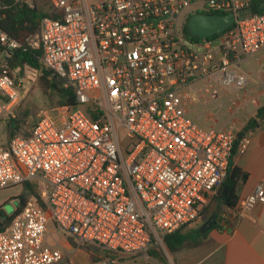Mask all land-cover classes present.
I'll use <instances>...</instances> for the list:
<instances>
[{
	"label": "built area",
	"instance_id": "built-area-1",
	"mask_svg": "<svg viewBox=\"0 0 264 264\" xmlns=\"http://www.w3.org/2000/svg\"><path fill=\"white\" fill-rule=\"evenodd\" d=\"M254 0H51L41 61L75 91V106L41 110L28 137L0 146V190L44 180L0 232V264H60L47 241L54 224L76 248L102 251L93 264L145 255L152 244L198 223L224 181L237 132L203 127L184 108L192 85L242 88L236 63L264 49V12ZM233 14L232 27L198 39L181 18ZM31 44V43H30ZM0 114L19 100V69L3 64L20 44L0 30ZM188 91L185 92V90ZM250 137L238 141L244 153ZM264 204V177L236 209L237 220Z\"/></svg>",
	"mask_w": 264,
	"mask_h": 264
},
{
	"label": "crops",
	"instance_id": "crops-1",
	"mask_svg": "<svg viewBox=\"0 0 264 264\" xmlns=\"http://www.w3.org/2000/svg\"><path fill=\"white\" fill-rule=\"evenodd\" d=\"M29 3L32 6V2ZM236 68L239 75L247 78V82L239 89L229 87L222 90L218 99H225L222 106L227 104L225 119L221 124L218 120L212 126L218 128L219 124L220 129L232 128L238 133L255 117L257 110L264 106V49L250 57H243L236 63ZM184 108L189 115L188 104L185 103ZM245 136L250 137L247 150L242 154L238 153L237 143L232 157V163L248 176L239 186V198L248 195L264 177V121H259L257 127L248 131ZM14 187H20L21 192L24 191L23 186ZM20 195L23 194L14 196ZM3 204L0 200L2 210ZM222 225L221 230L200 231L205 234L202 237L198 234L202 225L185 231L182 229L180 234L188 236L192 241L174 252L166 247L168 253L164 252L163 255L166 261H159V264H264V204L256 206L248 215L237 220H223ZM59 229L50 224L47 241L63 251L64 257L60 264H93L103 254L96 248H76L73 240ZM194 238L197 241H193ZM131 262L130 259L118 261L117 264H132Z\"/></svg>",
	"mask_w": 264,
	"mask_h": 264
},
{
	"label": "trees",
	"instance_id": "trees-1",
	"mask_svg": "<svg viewBox=\"0 0 264 264\" xmlns=\"http://www.w3.org/2000/svg\"><path fill=\"white\" fill-rule=\"evenodd\" d=\"M29 2H32V6ZM251 11L253 13H263L264 0H254L251 6ZM59 16L60 13H58L57 9L53 6L51 0L46 7H40L36 0H0V30L5 32L9 38L20 44L19 49L14 50L8 58H4L3 64L8 67L10 71L19 69L18 76H22L26 68L35 70L38 74V84L42 95L51 106H75L77 102L74 89L72 87H66L62 79L52 76L51 72L44 68L41 61L42 51L40 45L35 47L30 44V40L39 34L41 21L44 17L56 19ZM185 31L187 32V29ZM0 102L7 103L8 100L2 97L0 98ZM262 120L264 121V106L259 108L255 117L251 118L244 128L237 133L238 140L236 141V144L248 131L257 127L259 121ZM34 124L30 130L22 134V122L10 119L8 122L9 142L12 138L18 135L28 137ZM236 144L233 149V155L236 151ZM247 177L248 176L245 172L232 163L231 158L227 175L212 201L217 200L220 206H223L224 208L236 209L240 200L238 195L239 186L247 180ZM226 186L228 187V190L224 196V189ZM24 189L27 190V196L20 195L17 198L19 201V207L15 210L14 214L25 206L29 199V195L34 197L40 205L45 206L35 185L27 182L24 184ZM205 208L202 211L201 217ZM14 214L7 215L3 212L2 208H0V232L6 231L9 228ZM204 224L205 223H203V225ZM203 225L198 232L201 237L205 235L200 232L203 229ZM222 228V220L219 219V213L217 212L215 221L209 230H221ZM180 232L181 230L167 235L164 238L166 247L172 252L178 251L185 245V243L192 241L188 236L180 234ZM193 241H197V239L195 240L194 238ZM149 257L158 259L162 262L166 261L165 258L160 256L155 249L149 251Z\"/></svg>",
	"mask_w": 264,
	"mask_h": 264
},
{
	"label": "rangeland",
	"instance_id": "rangeland-1",
	"mask_svg": "<svg viewBox=\"0 0 264 264\" xmlns=\"http://www.w3.org/2000/svg\"><path fill=\"white\" fill-rule=\"evenodd\" d=\"M40 7H46L50 0H36ZM195 7L192 6L186 10L181 18L182 25L186 24L188 14H195ZM32 46L37 47L39 45V34L30 40ZM16 86L19 92L18 103L11 108L10 111H4L0 114V146H7L9 143V130L8 122L10 119L19 120L22 122L21 132L22 134L30 130L34 122H36L37 116L41 110H50L54 107L51 106L48 101L42 95L41 89L38 84V74L35 70L26 68L24 74L16 79ZM216 84L211 81H200L192 85L190 97L184 100V104H188L189 115L200 125H214L219 120L221 124L225 119L226 106H222L225 99H218V96L222 94V90L218 91ZM188 89L185 90V92ZM197 117V119H196ZM218 124V128L219 125ZM236 132V131H235ZM37 187L39 193L47 191V183L42 179H34L30 182ZM24 187V186H23ZM20 187L8 188L0 190V200L3 201V210L7 215H13L15 210L19 207V201L17 199L19 195L23 194L27 196V190L24 189L21 192ZM31 198L32 196H28ZM224 210L223 206H220L217 200L210 202L199 220L198 223L185 230L193 227L197 228L203 225L213 214L217 212L220 214ZM199 225V226H198ZM61 231V229H59ZM155 249L160 256L164 255V252L168 253L164 241L160 244H152L148 252L138 258L123 257L119 260H130L132 264H159L160 260L149 257V251ZM118 263V262H117ZM116 263V264H117Z\"/></svg>",
	"mask_w": 264,
	"mask_h": 264
},
{
	"label": "water",
	"instance_id": "water-1",
	"mask_svg": "<svg viewBox=\"0 0 264 264\" xmlns=\"http://www.w3.org/2000/svg\"><path fill=\"white\" fill-rule=\"evenodd\" d=\"M235 17L233 14H195L191 16L186 25L187 32L198 39H206L221 34L233 26ZM228 187L224 189V196ZM216 214H213L203 225L202 232L208 231L215 221Z\"/></svg>",
	"mask_w": 264,
	"mask_h": 264
}]
</instances>
